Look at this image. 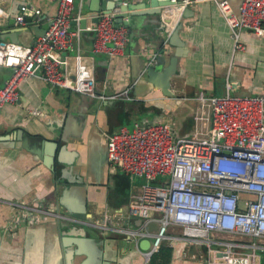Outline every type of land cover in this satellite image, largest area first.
I'll use <instances>...</instances> for the list:
<instances>
[{
    "label": "crops",
    "instance_id": "obj_1",
    "mask_svg": "<svg viewBox=\"0 0 264 264\" xmlns=\"http://www.w3.org/2000/svg\"><path fill=\"white\" fill-rule=\"evenodd\" d=\"M92 1L75 0L70 29L81 32L74 37V49L62 57L72 62L80 54L93 71L96 93L117 97L102 99L51 86L39 70L20 84L18 101L3 107L0 264H142L138 249L142 250L140 243L145 239L137 245L128 236L103 229L104 222L116 228L135 227L151 216H129L130 196L142 184V178L110 169L107 134L143 121L168 123L172 136L189 137L194 130L199 92L264 94V35L242 31L241 48H236L237 42L214 3L187 6L191 12L185 16L175 7H167L168 15L165 12L163 17L171 16L175 26L182 23L181 47L169 44L155 16H146L135 18L133 25H123L127 29L126 46L121 54L109 55L94 50V33L80 23L90 14ZM103 1L112 7L144 0H101L100 5ZM239 1H231L236 11ZM25 4L31 10L40 9L41 16L37 19L28 11L26 22L19 25L16 16ZM56 9L55 0H0V42L31 45ZM93 23L88 18L86 26ZM154 52L158 61L152 65L162 76L147 75L149 57ZM175 53L180 55L176 67L162 73ZM11 72V68L0 65V87ZM33 110L38 113L31 115ZM49 156L54 171L45 163ZM37 198L47 206L56 204L60 211L82 221L43 217L34 223L20 221L13 232H7L9 201L31 202ZM169 232L174 233L172 229ZM165 253L170 256L168 264H207L206 249L201 245L178 242L169 247L165 242L152 259L155 256L156 264L163 263Z\"/></svg>",
    "mask_w": 264,
    "mask_h": 264
},
{
    "label": "built area",
    "instance_id": "obj_2",
    "mask_svg": "<svg viewBox=\"0 0 264 264\" xmlns=\"http://www.w3.org/2000/svg\"><path fill=\"white\" fill-rule=\"evenodd\" d=\"M56 13L48 28L28 46L0 42V65L11 68L10 77L0 87V112L18 101V88L27 78L42 72L51 86L100 97L96 93L92 69L77 54L74 61L62 54L74 49L71 30L75 0H55ZM232 0H175L180 13L187 6L212 2L227 22L236 48L241 32L264 35V0H240L237 11ZM31 11L37 19L41 10L20 7L16 22L23 25ZM168 8L162 12L168 15ZM165 22L169 37L175 20ZM175 22V24H174ZM114 14H100L98 21L85 29L94 33V50L109 55L121 54L127 42V29L117 26ZM152 53L148 65L156 62ZM73 66V67H72ZM230 87V83L227 84ZM194 130L189 137L172 136L168 123L134 122L133 128L120 127L107 134L106 154L111 170H120L144 181L130 196L129 216L143 213L150 217L138 226L103 229L119 232L137 243L149 239L146 250H139L142 264H150L154 254L167 242L201 245L207 264H263L264 252V94L242 96L229 92L196 97ZM37 110L30 111L31 115ZM53 203L42 199L31 202L9 201L10 220L5 230L13 232L20 221L34 223L51 217L80 223L78 217L65 214ZM157 224V229L150 226ZM96 227H101L95 224ZM173 230V234L169 230Z\"/></svg>",
    "mask_w": 264,
    "mask_h": 264
},
{
    "label": "water",
    "instance_id": "obj_3",
    "mask_svg": "<svg viewBox=\"0 0 264 264\" xmlns=\"http://www.w3.org/2000/svg\"><path fill=\"white\" fill-rule=\"evenodd\" d=\"M101 0H94L91 2L92 7L90 8V14L85 15L83 19H81L80 23L82 28H85L87 25L88 18L91 20V22L96 23L98 21V16L100 14H114V17L116 19V25H133L135 23V18L143 17V19L146 16H155L156 17V24H160V29L164 31L165 29V22L171 21L170 18H166L165 20L161 19L162 12L165 8L169 6H173L175 4V0H144L140 4H114L112 7L107 6V1H103L100 5ZM191 12L190 8L183 9L182 16H185L187 12ZM127 19V20H123ZM143 19L141 22H143ZM151 21V20H150ZM161 21V23H159ZM49 26V23L44 25L41 30L43 33ZM182 28V23H179L175 28L172 30L168 37L169 44L173 46L181 47L180 40H179V31ZM40 33V34H41ZM180 50H178L179 52ZM179 53H175L173 57L170 59L169 65L166 67V69L163 70L162 73L170 72L171 69L168 68H174L177 65ZM158 61V57L156 59V62ZM152 74H156L154 65H149L147 68V75L151 76ZM156 75L162 76L160 72H158ZM160 80V79H159ZM159 83L158 80L155 81L157 84ZM160 88L165 91V88L163 86H160ZM21 132H19V135ZM45 163L47 166H49L50 169L54 171V163L53 158L49 156V158L45 159ZM150 229L155 230L157 229V224L154 226H150ZM150 240L145 239L144 242L140 243V248L142 250H146L150 247ZM79 248V244H78ZM81 249V247H80Z\"/></svg>",
    "mask_w": 264,
    "mask_h": 264
},
{
    "label": "trees",
    "instance_id": "obj_4",
    "mask_svg": "<svg viewBox=\"0 0 264 264\" xmlns=\"http://www.w3.org/2000/svg\"><path fill=\"white\" fill-rule=\"evenodd\" d=\"M169 246V245H168ZM170 247V246H169ZM162 248V247H161ZM161 248H160V250H161ZM159 250V251H160ZM158 251V252H159ZM157 252V253H158ZM154 255H156V254H154ZM169 253H165V260H164V262L163 263H159V264H168V261H169ZM153 258V257H152ZM262 263L264 264V252L262 253ZM150 264H156L155 263V256H154V259H151V261H150Z\"/></svg>",
    "mask_w": 264,
    "mask_h": 264
},
{
    "label": "rangeland",
    "instance_id": "obj_5",
    "mask_svg": "<svg viewBox=\"0 0 264 264\" xmlns=\"http://www.w3.org/2000/svg\"><path fill=\"white\" fill-rule=\"evenodd\" d=\"M127 128L132 129V128H133V124L127 126ZM115 131H116V130H115ZM143 183H144V181L142 180V184H143Z\"/></svg>",
    "mask_w": 264,
    "mask_h": 264
}]
</instances>
